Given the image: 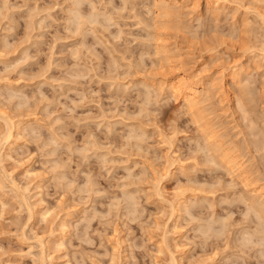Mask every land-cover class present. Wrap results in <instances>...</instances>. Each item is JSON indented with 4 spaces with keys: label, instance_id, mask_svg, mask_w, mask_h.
<instances>
[{
    "label": "clouds",
    "instance_id": "1",
    "mask_svg": "<svg viewBox=\"0 0 264 264\" xmlns=\"http://www.w3.org/2000/svg\"><path fill=\"white\" fill-rule=\"evenodd\" d=\"M229 3L223 24L206 11L183 14V30L193 40L218 33L237 41L243 30L250 40L246 49H237L236 55L244 58L241 63L231 65L227 58L231 71L223 78L220 95L219 88H210V77L185 74L191 89L185 95L193 97L189 102L163 81L138 78L159 64L156 17L168 5L158 0H50L41 8L30 0H0V44L5 48L12 47L9 41L18 38L25 23L32 32L55 28L59 38L74 42L71 66L67 61L52 65L59 77L42 78L31 88L11 83L0 88V109L8 112H0V193L11 197L21 213L28 212L29 219L44 206L46 190L74 197L81 215L58 225L55 251L78 243L75 264H103L110 255L106 238L117 223L129 230L130 247L136 248L140 238L130 226L140 225L147 237L154 225L150 207L163 210L166 219L178 216L188 226L182 243L191 255L227 241L223 264H264V196L249 194L241 174L209 141L203 120L191 110L198 104L200 111L228 112L220 117L227 128L224 146L246 168L251 166L252 179L264 183V0ZM10 13L23 15L17 20ZM233 14L239 20L232 21ZM215 51L217 59L224 58L219 48ZM35 59L25 49L14 64L5 65L0 77L21 65L31 67ZM18 74L23 76V69ZM34 111L39 112L35 120L13 119ZM13 130L24 140L19 150L11 143ZM33 155L39 158L40 171L29 166L17 180L7 170ZM93 161L99 165L95 173ZM45 177L47 189H42L37 180ZM178 187L206 195L177 198L173 193ZM7 207L0 199V209ZM3 215L0 211V219ZM40 223L51 222L40 214ZM16 225L19 230V218ZM174 233L170 229L166 237ZM20 237L35 248L34 264H50L46 241L35 232H20ZM97 239L103 256L84 250L96 247ZM148 243L145 239L141 249ZM167 264H185V257H173Z\"/></svg>",
    "mask_w": 264,
    "mask_h": 264
},
{
    "label": "rangeland",
    "instance_id": "2",
    "mask_svg": "<svg viewBox=\"0 0 264 264\" xmlns=\"http://www.w3.org/2000/svg\"><path fill=\"white\" fill-rule=\"evenodd\" d=\"M49 2L50 0H30L32 6L38 5L41 8ZM158 2L163 3L161 0H158ZM166 5L169 6L166 12L163 10L158 11L156 17L157 39L155 50L159 58V64L155 68H149L146 73H140L138 78L148 79L151 82L163 81L165 86L169 87L171 79L182 75V71L196 73L201 79L210 77V88H219L217 95H220L223 92V78L227 72L231 71L227 58L231 57V65L239 64L244 59L242 56L236 55V52L237 49L244 50L248 47L250 40L247 31L243 30L240 39L237 41L225 40L218 33L210 35L203 41L193 40L183 30V14L187 11L198 15L206 11L215 23L223 24L225 16L231 8L229 0H178L174 4L167 3ZM10 15H14L18 20L23 13H10ZM231 19L232 21H237L239 16L233 14ZM60 36H63L62 31ZM9 43L12 44L10 48H5L3 44H0V73L4 71L5 65L14 64L22 56L25 49L30 48L32 55L36 59L34 62H30L31 67L21 65L12 69L9 75L0 77V88L6 87L9 83L16 87L31 88L40 83L42 78L52 79L59 77V70L52 67L54 63L67 61L68 66H71L73 53L70 52V49L73 48L74 42L67 38H59L55 28L46 33L42 31L32 32L29 25L25 23L22 31L18 33V38L15 41H9ZM217 48H219L220 54L224 57L223 59H217L215 51ZM21 69L24 72L23 76L18 74ZM183 81L185 86H188L187 77ZM176 95L183 100L181 95ZM226 99L227 97L221 100V106L224 105ZM197 108L192 111L197 112L203 120V130L208 134L209 141L218 145L224 160L227 161L224 153L228 149L224 146L223 140L227 128L221 124L220 117L228 116V112L217 115L212 111H200V105ZM0 112L5 115L8 114L6 109H0ZM38 115L39 112L34 111L19 117H13V119L35 120ZM197 122L200 121L198 120ZM3 127L4 125L0 124V129H3ZM12 136L14 140L11 143H14L16 149L23 148L24 140L17 135L16 130L12 131ZM77 139H82V137H77ZM30 151L35 153V148L30 147ZM227 153L237 156L235 152L230 150ZM92 163L93 172H98L99 165L95 161ZM240 164V170H238L237 164L233 165L230 163L229 166L233 165L232 167H236L235 169L241 174L245 188L252 197L259 198L264 196V183H257L252 179L251 166L246 168L239 161L238 166ZM29 166H33L35 171H40L39 158L33 155V158L28 160L27 163L20 162V166L6 167L18 180L25 168ZM37 183L41 185L42 189H47L48 178L38 179ZM173 195L177 198L189 195L195 199L206 194L196 189L178 187ZM207 195L211 196L212 194ZM0 199L8 205L6 209H0L4 214L3 219H0V264H34L35 248L22 241L20 232H23L25 236H28L29 232H35L37 236L47 242L44 253L46 256L51 257L50 264H75L73 257L75 256V259L80 258L74 252V249L79 247L78 243H75L73 248L67 251H55V244L60 239L59 235L56 234L58 225L61 222L67 223V221L81 215V208L74 197L63 193L56 195L54 188L46 190L44 197H42L44 206L37 208L31 219H29L28 212L21 213L19 206L13 203L11 197L0 193ZM150 212L154 215V225L147 237L144 236L140 225L130 226V230L135 233L136 237L140 238L137 241L136 248L130 247L131 237H129V230L124 229L123 224L117 223L109 231L105 247L110 255L104 260L103 264H167L173 257L177 259L185 257V264H223L224 256L229 251V243L227 241L223 246H216L212 250L193 256L190 254V249L182 243L183 237L188 232V226L180 222L178 216L166 219L163 210L157 211L156 208L150 207ZM40 214L47 215L51 223L41 224ZM18 218L20 222L19 230L16 225ZM93 227L95 228L96 225L94 224ZM173 228H175L174 235L166 237V233ZM46 232L49 235H46ZM145 239L149 243L147 244V249L142 250L140 246ZM84 250L87 252H98L101 256L104 254V249L99 248L98 239L96 247L88 248L85 246ZM87 264H92V261L88 260Z\"/></svg>",
    "mask_w": 264,
    "mask_h": 264
},
{
    "label": "bare ground",
    "instance_id": "3",
    "mask_svg": "<svg viewBox=\"0 0 264 264\" xmlns=\"http://www.w3.org/2000/svg\"><path fill=\"white\" fill-rule=\"evenodd\" d=\"M164 4L166 3H172V4H174V3H176V2H178V0H161ZM162 3V4H163ZM165 4V5H166ZM168 8V7H167ZM167 8H164L163 9V11H165L166 12V10H167ZM181 74L182 75H179V76H175V77H173L172 79H171V84L169 85V87L172 89V91L175 93V94H178V95H181L182 96V98H183V100H187V101H189V102H191L192 100H193V97L192 96H190V95H188V96H186L185 95V93L186 92H190L191 91V89L188 87V86H185V83H184V79L186 78L185 77V74H186V72L185 71H182L181 72ZM184 83V84H183ZM178 97V96H177ZM199 105L198 104H193L192 105V109L191 110H196V109H198L197 107H198ZM14 131V130H13ZM226 150V149H225ZM224 150V151H225ZM227 152H229V150L227 151ZM224 153L225 154V158L227 159V161H228V163L230 164H233V165H236L237 164V167H239V169L238 170H240L241 168V164L238 166V159H237V156L236 155H232L231 153ZM223 156V155H222ZM232 165V166H233ZM244 167V166H243ZM234 168H236V167H234Z\"/></svg>",
    "mask_w": 264,
    "mask_h": 264
}]
</instances>
